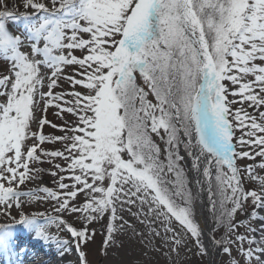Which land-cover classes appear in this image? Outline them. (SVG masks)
<instances>
[{
    "label": "snow or ice",
    "instance_id": "snow-or-ice-1",
    "mask_svg": "<svg viewBox=\"0 0 264 264\" xmlns=\"http://www.w3.org/2000/svg\"><path fill=\"white\" fill-rule=\"evenodd\" d=\"M21 5L25 11L16 12L0 0V58L10 64L0 76L7 218L0 220V255L26 251L20 225L30 239L53 244L61 259L72 253L75 264H91L85 249L97 230L89 226L103 222L105 250L115 233L131 231L146 248L158 239L170 264H178L172 254L178 258L181 247L192 251L190 242L210 264L213 248L239 264L233 245L245 264H264V240L239 232L264 237V63H256L264 62V0H17ZM20 20L22 34L13 35L8 22ZM61 80L69 90L54 92ZM49 108L62 123L47 118ZM45 173L58 190L44 183ZM245 181L259 190H246ZM32 201H54V215L26 213ZM249 201L248 221L235 220ZM254 220L262 221L259 229ZM50 225L68 238L50 235Z\"/></svg>",
    "mask_w": 264,
    "mask_h": 264
},
{
    "label": "rangeland",
    "instance_id": "rangeland-1",
    "mask_svg": "<svg viewBox=\"0 0 264 264\" xmlns=\"http://www.w3.org/2000/svg\"><path fill=\"white\" fill-rule=\"evenodd\" d=\"M17 4V0H8V6L10 10L16 11V12H24L25 9L21 6L16 7L15 5ZM27 11L31 12V9H28ZM23 21H17V22H12L9 21L8 22V27L9 30L11 31V33L13 35H21L22 34V30H23ZM24 52H28V47H27V41H25V46L22 47L21 49ZM76 55H80L79 51H76L75 53ZM257 64H261L264 62H261L259 60L256 61ZM10 67V64H8L3 58H0V76L2 75H6L8 74L7 69ZM47 71V70H45ZM73 71L72 68H67L66 69V73H71ZM137 82L143 86V82L142 79L139 77V74H137ZM47 83L48 81L45 80V87L42 89V91L47 92L48 88H47ZM58 87L53 89L54 92H61V91H67L69 90V85L66 81H58ZM82 90V89H80ZM149 99H152L153 102L154 98L150 95ZM229 99H232L231 96H229ZM239 105H233L232 107H238ZM264 110V109H262ZM249 112H252V109H248ZM56 112L57 109L55 108H49L47 111V118L49 120H51L53 123H57L60 124L62 123L61 120L57 119L56 117ZM252 114H256V113H252ZM67 119H72V117H66ZM44 133L45 134H52L53 133V129L50 127H45L44 128ZM60 132H55V135H60ZM240 131L237 130L236 131V136H240ZM153 139L155 142L161 144V147H163L162 142L159 140L158 137H155V135H153ZM45 147L48 148H52L53 145L48 144L45 145ZM56 148H59L60 145L56 144L55 145ZM260 158L257 157L256 161H250V160H241L238 161V165H246V164H250V163H256L259 162ZM60 162V161H57ZM42 167L44 169H49L50 165L47 163H44L42 165ZM188 175V174H187ZM261 175H263V173H261ZM189 179V178H188ZM43 181L44 183H46L49 187H52L54 190H58L56 188L55 183L53 182V178L51 176H49L48 174H44L43 175ZM65 182H69V181H65ZM258 183L255 182H251V181H245L244 183V187L246 190H251L254 187H258ZM22 188L24 186H21ZM33 185L29 184L28 188H32ZM27 190V189H24ZM42 195V194H41ZM83 199V198H81ZM51 203H54L51 202ZM51 203L48 201H43V202H36V201H32V207L31 208H25V212L29 213L32 211H45L47 210V214L49 215H54V213L51 210ZM2 208L3 206L0 205ZM229 207L231 206L230 204L228 205ZM246 208H247V213L244 212H237L236 216H235V220L237 221H245L247 222L249 219V215L252 210H253V206L251 204V202L249 201L246 204ZM11 214L12 216H16L17 219L18 214H17V209L15 207H13L11 209ZM65 218L69 221V223L74 224L75 227L80 228L82 227V221L78 220L77 217L72 216V215H65ZM125 218L126 219H131V217H129L127 214H125ZM7 218L4 216L3 218H0V220H6ZM135 222V221H133ZM253 222V221H252ZM55 228V233L60 235V236H67L68 233L67 232H62V231H58L55 227V225H53ZM90 229L94 228L97 230V234L95 237V241L91 244L93 245V249L91 250L90 255L88 256L89 261L91 262V264H170L169 260H167L161 253L160 251H158V246L160 244V241L158 239L153 240L152 245L147 246V248L144 246V242L141 241L139 239V237L135 236L131 231L128 232H117L115 233V245H113L112 247H109L108 249H104L102 247V240L105 238L104 234H103V222H96L91 224ZM52 230H50L49 228H47V232L50 233ZM162 231V229H161ZM239 232L241 234H246L248 235V232L246 233V230L241 227L239 229ZM224 233V229L223 228H219V230L217 231L216 235L219 237L220 235H222ZM68 237V236H67ZM232 247V257H234L236 260L239 261V264H245V259L242 255L239 254L237 248L233 245ZM243 247L245 249H247L249 247V244L247 242L244 243ZM252 247H255L254 245H252ZM189 248L192 249V251H187L186 249H184L183 247H181L180 249V256L177 258L176 254L173 253L172 256L174 259L178 260V264H208V260L207 257L201 258L198 255H194L196 249L193 246V244L190 242L189 243ZM105 251H107V255H104ZM147 252V255H144V253ZM74 255V254H73ZM219 264H231V260L229 259V257L223 253H219Z\"/></svg>",
    "mask_w": 264,
    "mask_h": 264
},
{
    "label": "bare ground",
    "instance_id": "bare-ground-1",
    "mask_svg": "<svg viewBox=\"0 0 264 264\" xmlns=\"http://www.w3.org/2000/svg\"><path fill=\"white\" fill-rule=\"evenodd\" d=\"M263 175H264V173H263ZM193 176H194V173H188L189 181L192 180ZM256 189L259 190V186L256 187ZM205 197H206V194H205ZM205 197H202V198H205ZM196 214H197L198 219H202V216L204 214H206L205 210L202 209L199 204H197V206H196ZM259 215L261 217H264V211H259ZM4 216L5 215L3 212V208L0 206V218H3ZM41 222H43V221H41ZM261 223H262L261 220H254L253 222H251V226L253 228L259 229L261 226ZM48 228L50 230H52L49 233L50 235L56 236L59 239H67L68 238L67 237L68 235L67 236H60V235L56 234L54 232L55 228L53 225H50ZM15 230H16V234H17V237L19 239V242L26 249V251L23 253L17 254L16 255L18 257L17 259H15V257H14L15 255H13L11 258L1 255L3 258L0 259V264H75V255H73L72 253L67 254L66 256H64L63 259H61L59 253L57 252V250L53 244L30 239L28 233L24 229H19L16 227ZM248 236H253L258 241L264 240V237H262V235L258 231L255 233L248 232ZM91 244H89L88 247L85 249V251H87L89 253V255L91 253V250L94 247ZM254 246L257 247V245H254ZM258 246L264 247V242H262ZM255 247H253V248H255ZM213 253L214 254L212 256V259L215 261V264H219V260H218L219 254H216L215 248H213ZM261 259H264V256H262ZM207 260H208V264H210L208 257H207ZM38 261H41V262H38ZM35 262H37V263H35ZM252 264H255L254 260H253Z\"/></svg>",
    "mask_w": 264,
    "mask_h": 264
}]
</instances>
